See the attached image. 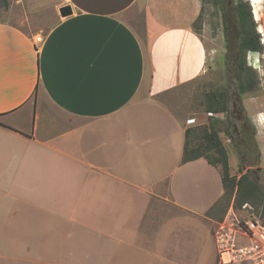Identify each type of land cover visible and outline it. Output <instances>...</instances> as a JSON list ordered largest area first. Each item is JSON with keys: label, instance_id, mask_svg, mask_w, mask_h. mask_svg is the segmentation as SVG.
<instances>
[{"label": "crops", "instance_id": "0c3cea01", "mask_svg": "<svg viewBox=\"0 0 264 264\" xmlns=\"http://www.w3.org/2000/svg\"><path fill=\"white\" fill-rule=\"evenodd\" d=\"M136 2L56 0L46 28L0 21L1 258L196 264L206 252L224 190L201 205L178 196L214 166L181 162L186 119L159 99L206 70L200 0H146L143 38L127 17Z\"/></svg>", "mask_w": 264, "mask_h": 264}, {"label": "rangeland", "instance_id": "374dc122", "mask_svg": "<svg viewBox=\"0 0 264 264\" xmlns=\"http://www.w3.org/2000/svg\"><path fill=\"white\" fill-rule=\"evenodd\" d=\"M56 0H10L7 5L3 6L0 1V21L14 23L20 27L27 26V23L32 25H39L46 28L50 21L42 19V17L52 10V4ZM251 10V15L257 24V31L260 34V41L263 44L261 51H248L246 54L247 65L253 68L254 76L258 80L257 88L253 91L239 93L237 89V78L235 76V66L227 62L226 47L224 39V19L230 15V10L233 5L232 0H200V11L195 21V28L198 31L199 37L204 41L205 47L208 51L205 72L196 79L175 87L167 93L160 96V100L169 109L176 112L177 115L183 116L184 119L191 116L196 117V123L186 126H195L198 124L207 123L210 116L218 118L221 122L218 126L220 132L219 136L227 152L229 162V173L237 175L240 171V154L235 147L236 138L238 134L228 127L229 121H232L239 127V129H246L247 142L245 144L250 147V152L247 153V158H253L258 153L259 161L257 166L253 168L258 169L259 182L264 189V0H246ZM146 0H138L131 7L132 14L128 17V21L135 27L136 33L143 38L144 32L142 30ZM33 9V10H32ZM40 10V11H38ZM255 10L258 17H255ZM36 12V13H34ZM41 12V13H39ZM29 17L28 21L22 20L25 16ZM30 15H32L30 17ZM33 17V20H32ZM35 33V32H31ZM234 66V67H233ZM225 90L228 92V113L227 117L222 115H215L211 112H206L204 106L206 97L211 92H220ZM261 113L262 125H258L254 119L256 113ZM211 113L212 115H209ZM243 127V128H242ZM240 131V130H239ZM233 133V137H230ZM204 170L202 174L206 173V181L199 183H192L191 186L174 187L178 192V196L184 200L195 203L200 201V205L210 197L211 194L216 193L217 190L222 191L219 171L215 167L208 166L206 163H201ZM246 169V168H245ZM244 169V170H245ZM203 183L204 188L198 193ZM189 187H191L189 189ZM188 188V189H187ZM193 188V194L187 195ZM243 217L252 215L259 216L256 208L248 203L243 204L240 208L233 204L232 200L221 202L214 208L217 213L224 217L230 205ZM211 214V211L208 214ZM222 218L220 220H222ZM219 220V221H220ZM217 224V222H216ZM208 226L206 243L202 255L198 258L196 264H211L217 254V248L214 239V232L217 225ZM17 260L5 259L0 257V264H41L37 261L36 254L22 253L17 255ZM52 264V262H44ZM61 263V262H55ZM63 263V262H62ZM72 264V263H71ZM215 264H219L218 255H216ZM237 264V263H232Z\"/></svg>", "mask_w": 264, "mask_h": 264}, {"label": "trees", "instance_id": "16d2710c", "mask_svg": "<svg viewBox=\"0 0 264 264\" xmlns=\"http://www.w3.org/2000/svg\"><path fill=\"white\" fill-rule=\"evenodd\" d=\"M0 1L3 6L8 3V0ZM232 2L230 15L224 19L225 56L227 62L235 66L233 70L238 81L237 89L242 94L255 90L258 85L253 68L246 63V54L248 51H261L263 44L260 41L257 24L251 15L248 2L246 0H232ZM193 28L198 32L195 28V21ZM204 108L206 112L217 116L223 114L227 117L228 92L220 90L218 93H209ZM220 122L218 118L210 116L207 123L185 127L181 162L204 158L220 173L224 192L217 205L224 201L229 202L232 198L233 204L239 208L248 203L256 208L264 223V189L259 182V168H253L257 166L259 154L257 153L253 158H247V153L250 152V147L245 144L248 132L246 129H239L234 122L229 121L228 127L238 134L235 147L241 157L239 174L231 175L227 152L219 136ZM230 134V137H233V133Z\"/></svg>", "mask_w": 264, "mask_h": 264}, {"label": "built area", "instance_id": "2783aa9c", "mask_svg": "<svg viewBox=\"0 0 264 264\" xmlns=\"http://www.w3.org/2000/svg\"><path fill=\"white\" fill-rule=\"evenodd\" d=\"M32 40L39 52L43 35L35 34ZM186 123L195 124L196 117L187 118ZM216 225L214 239L219 264H264V223L259 216L243 217L231 204Z\"/></svg>", "mask_w": 264, "mask_h": 264}, {"label": "water", "instance_id": "95a60500", "mask_svg": "<svg viewBox=\"0 0 264 264\" xmlns=\"http://www.w3.org/2000/svg\"><path fill=\"white\" fill-rule=\"evenodd\" d=\"M58 12L61 17H66L72 13V9L70 5L65 4L58 8Z\"/></svg>", "mask_w": 264, "mask_h": 264}, {"label": "bare ground", "instance_id": "6f19581e", "mask_svg": "<svg viewBox=\"0 0 264 264\" xmlns=\"http://www.w3.org/2000/svg\"><path fill=\"white\" fill-rule=\"evenodd\" d=\"M255 17L257 18L258 17V14H257V11L255 10Z\"/></svg>", "mask_w": 264, "mask_h": 264}]
</instances>
